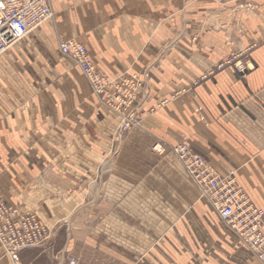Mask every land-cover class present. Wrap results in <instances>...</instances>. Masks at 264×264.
Wrapping results in <instances>:
<instances>
[{
  "label": "crops",
  "instance_id": "obj_1",
  "mask_svg": "<svg viewBox=\"0 0 264 264\" xmlns=\"http://www.w3.org/2000/svg\"><path fill=\"white\" fill-rule=\"evenodd\" d=\"M50 3L55 20L0 55V198L50 230L46 243L19 253V264H67L69 257L81 258L79 264H261L197 200L177 158L156 155L152 144H188L215 170L233 174L264 210V0ZM66 39L82 43L110 80L123 72L146 75L137 126L118 131V115L59 52ZM241 52L254 64L245 75L227 67L191 85ZM181 183L190 201L183 211ZM130 208L140 219L158 220L156 233L165 236L134 263L99 237L130 235ZM87 218L90 230L65 226ZM165 218L170 226H163ZM71 234L82 239H66ZM11 263L0 252V264Z\"/></svg>",
  "mask_w": 264,
  "mask_h": 264
},
{
  "label": "built area",
  "instance_id": "obj_2",
  "mask_svg": "<svg viewBox=\"0 0 264 264\" xmlns=\"http://www.w3.org/2000/svg\"><path fill=\"white\" fill-rule=\"evenodd\" d=\"M53 17L50 0H0V55ZM58 50L79 66L92 92L103 96L105 100L102 103L106 108L120 117L118 131L137 126L135 106L141 84L136 76L110 80L93 65L86 47L76 40H60ZM224 65L221 63L218 68ZM233 65L243 73L254 68L253 63L247 60H238ZM152 151L158 156L170 153L177 158L200 196L238 240L264 264V210L252 203L246 191L237 184L235 176L215 170L186 143L168 145L154 140ZM49 237V228L35 214L21 213L17 207L0 198V249L13 263L18 262L23 249L39 246ZM68 264L79 263L71 257Z\"/></svg>",
  "mask_w": 264,
  "mask_h": 264
},
{
  "label": "rangeland",
  "instance_id": "obj_3",
  "mask_svg": "<svg viewBox=\"0 0 264 264\" xmlns=\"http://www.w3.org/2000/svg\"><path fill=\"white\" fill-rule=\"evenodd\" d=\"M244 7L249 10L252 8V6H250L249 4H245ZM55 17L56 15L54 14V17H53V21L55 20ZM50 20V21H52ZM25 38V37H24ZM7 51V50H6ZM5 51V52H6ZM244 52L242 53H237V54H232L230 56H228L227 58H225L224 60H221L220 62L216 63L212 69H210L209 71H207L206 73H203L201 74L200 76H197L194 80H192L191 82V85L192 86H196L198 84H200L201 82H203L204 80H206L208 77L212 76L215 72L217 71H220L222 69H225L227 67H230V68H233L235 71H237L238 73H241L242 75H245L249 70L245 71L244 73L243 72H240L238 71L233 63H235L236 61L238 60H242V61H251V60H248L246 59L244 56H243ZM92 61V60H91ZM231 61L229 64H226V62H229ZM252 62V61H251ZM221 63H224V67L223 68H218V66L221 64ZM253 63V62H252ZM94 65V64H93ZM254 65V64H253ZM97 68V67H96ZM98 69V68H97ZM101 71V70H100ZM136 76V78L139 80L140 82V87H139V95H140V90L141 88H143L144 86V82L146 80V75H142L140 76L138 73H133V72H123V74H121L120 76H118L115 80L119 81L121 80L123 77L125 76ZM138 95V96H139ZM104 105V104H103ZM105 106V105H104ZM106 107V106H105ZM108 110V108H107ZM110 110V109H109ZM119 117V116H118ZM120 119V117H119ZM120 123H121V120H120ZM120 127V126H119ZM121 133V131H120ZM123 134V133H122ZM152 174L155 173V170H153V172H151ZM182 173V172H181ZM183 174V173H182ZM154 175V174H153ZM161 177V175H159ZM184 177V178H183ZM164 180L166 181V178L163 177ZM181 181H183L184 183L187 182L185 181L186 179V176L183 174L181 176ZM164 190L166 192H168L169 194H172L173 195V192L172 190H170V188H168L167 186H164ZM187 188L182 185L181 183V186L178 187V191L177 193L180 195L181 197V201H180V211H183V210H187L188 209V206L190 205V201H188L187 199L185 200L184 199V196L187 195V192H186ZM197 193V200H199V202H201L202 204L208 206L210 209L211 207L208 205V203L204 200V198H202L200 196V193L196 192ZM3 200V199H2ZM183 200V201H182ZM167 205V204H166ZM169 207L175 212L177 213V210L176 208H174L171 204H168ZM132 211L131 213H128V221L126 223V226L130 228L131 230V234H125V235H119V234H116V235H113V236H109V235H101L99 236L101 238V242H107L108 238L110 239L111 243H114L112 244V247L116 250L115 253H116V256H122L123 257V249L125 251L124 255L130 253L131 257H132V262H136L137 259L144 254L145 255H148L150 252L152 253L153 250L155 249V245L157 243H160L162 244V238L165 237L163 235H158L156 233V228H155V223L158 222V220H156L155 218H152V219H148V220H144V219H140L138 216V213L137 211H135L134 208H130ZM212 210V209H211ZM213 211V210H212ZM214 212V211H213ZM33 214V213H32ZM138 215V216H137ZM38 218V217H37ZM171 221L170 219L168 218H165L163 220V226L164 227H167ZM91 219L87 218L86 220H68L66 223H65V226L67 227H73L75 229L73 230H76V227H82V226H85L87 228H85V230H90V227H91ZM122 220H117V223H121ZM101 225H104V221H100ZM223 227L227 230V232L232 236L233 239H235V242L236 244L239 246V247H242V248H245L244 245L238 240V238L223 224ZM171 225V224H170ZM169 225V226H170ZM118 226V225H117ZM60 237H63V236H60ZM70 237V241H75L77 239H82V236H76V235H69V236H66V239H69ZM96 237V240L95 242H97V236ZM84 239L86 241H88L89 243L92 242V237L89 235V236H84ZM47 242V241H46ZM45 242V243H46ZM44 244V243H43ZM162 246V245H160ZM248 249V248H247ZM0 252L2 253L1 249H0ZM97 252L95 253V256H96ZM100 255H103L106 257V252H102L100 251L99 252ZM2 255H4L2 253ZM80 257V256H79ZM111 257V256H110ZM71 258V257H69ZM75 258V257H74ZM81 259V258H80ZM80 259L78 258V261H80ZM11 261V260H10ZM69 261V259H68ZM12 262V261H11ZM110 263L112 262V260L109 261ZM81 263V262H80ZM119 263V260L115 259V262L114 264H118ZM11 264H19V260L17 263H11ZM68 264V263H67Z\"/></svg>",
  "mask_w": 264,
  "mask_h": 264
},
{
  "label": "bare ground",
  "instance_id": "obj_4",
  "mask_svg": "<svg viewBox=\"0 0 264 264\" xmlns=\"http://www.w3.org/2000/svg\"><path fill=\"white\" fill-rule=\"evenodd\" d=\"M7 203V202H6Z\"/></svg>",
  "mask_w": 264,
  "mask_h": 264
}]
</instances>
